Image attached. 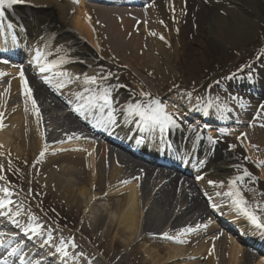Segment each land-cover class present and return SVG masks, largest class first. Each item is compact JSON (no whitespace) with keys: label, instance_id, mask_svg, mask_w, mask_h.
Wrapping results in <instances>:
<instances>
[{"label":"bare ground","instance_id":"bare-ground-1","mask_svg":"<svg viewBox=\"0 0 264 264\" xmlns=\"http://www.w3.org/2000/svg\"><path fill=\"white\" fill-rule=\"evenodd\" d=\"M200 1L195 15L201 34L198 36L197 30L192 31L189 40L184 38L181 24L185 19L186 8L190 7L188 0H152L146 9L136 13L123 8L86 7L82 0H77V8L66 3L57 4L54 0H24L20 4L7 5L4 9L7 24L13 26L10 31L15 32L23 48H32L34 52L38 48L42 49L46 59L63 57L66 62L60 65L59 70L69 72L72 77H79L65 83L64 87H58L71 107L77 109V105L86 103V98L98 96L100 92L94 90L95 84L84 80L85 76L102 75L99 72L96 74L84 71L97 60L88 57L90 45L97 53L119 58L130 67L132 77L138 79L136 85L142 93L160 100L161 93L166 91L161 90L166 82L176 81L179 76H183L178 71L179 62L194 76V69L204 71L218 48H231L235 44L242 47L254 36L255 29L264 25V0ZM137 18H142V21L140 26L134 27ZM139 27H142L144 36L137 34L136 29ZM191 43L196 48L193 54H188L184 49ZM262 43L264 46V38ZM6 47L5 42L0 39V49L5 50ZM154 70L162 76L154 78L153 72L158 75ZM0 72L5 74L0 75V79H8V91L2 94L0 90V113L3 114L0 122L3 127L9 121L14 122L12 128L5 131L0 127V176L19 181L32 189L35 197L45 196L50 201L47 204H57L65 212V216L61 219L60 215L56 221L67 228L64 230L47 219L43 211L42 214L36 211L34 202L21 197L24 196L23 185L11 189L8 198L13 204L7 210H0L8 213L0 215V231L7 234L4 237L6 241L11 237L12 247L19 243L18 238H23V244L19 247L28 259L34 261L36 255L45 253V257L41 259L43 262L40 259L35 262L85 264L89 257L91 264H200L206 258L203 264H264V257L258 258L255 254L257 250L262 251L257 248L258 244L264 242H258L262 237L260 233L244 225L247 220L233 211L228 201L222 200L223 195H216L217 192L228 190L227 182L230 179L243 176L237 170L236 160L219 148V144L215 145L212 153L202 149L209 138L218 139L220 134L224 135L232 130L240 132L242 129L236 126H229L228 130L222 124L227 118H222L219 111L225 109L230 118L233 117L239 123L246 122L257 111L251 100L243 99L241 102L240 95L228 91L223 93V101L226 103H221L217 98L209 99L208 109L216 111L215 119L221 123L211 120L210 123L213 124H206L207 130L204 131L195 126L198 119L191 124L186 123L192 120L191 113L197 112L199 108L195 97L189 95L193 90L192 85L187 87L186 78L183 77L181 87L184 88L176 89L181 93L170 98L174 105L169 109L183 116L184 121L178 126L168 125L167 135L177 139L173 147L185 146L188 149L195 143L200 147L202 155L208 156L207 162L201 165L204 175L197 182L182 178L160 165L142 162L139 157H132L131 152L126 153L122 148L117 149L103 141L102 137H92L90 131L70 113L57 114L62 104L52 97L50 89L46 90L39 84L40 76L27 72L25 77L39 109L37 115L31 101L22 93L20 76L8 78L10 71L2 65ZM261 74L264 77V72ZM39 75L43 76L41 73ZM111 77L114 76L107 75L109 82L122 78ZM60 79L55 78L56 86ZM244 79L249 80L250 77L231 78L230 84L239 86L245 82ZM253 80L259 84L255 85L251 81L253 90L263 91V80H257L256 77ZM114 94L115 98L111 97L114 104L112 101L104 110V107L101 108L103 101L100 100H97L100 105L94 110L88 111V107L82 109L86 115L93 117L99 130L105 128L106 124V129L112 135L121 138L129 139L139 135L149 138L150 134L155 133L165 137V128L163 131L159 127L147 130L149 126L138 115L130 112L129 99L119 96L118 91ZM184 94L189 95L191 101H186ZM181 100L186 102L182 103ZM108 108H111L114 123L106 116L98 118L96 115L97 112L108 115ZM166 108L168 109V105ZM258 120V125L264 127V111L259 112ZM248 130L249 137L246 141H240L250 151L253 144L262 142L264 128ZM42 151L44 155L41 157ZM12 170L19 173L21 181L17 176L10 175ZM247 177L243 176L242 180L246 181ZM262 177L264 178V173ZM209 181L217 183L212 185ZM221 181L224 182L223 185H220ZM244 189L249 193V202L253 207L261 203L257 201L258 194L249 185ZM205 196L210 205H216L212 208L213 212L231 222V230L236 228L235 231L240 235L244 234L242 238L239 236V239L230 238L227 241L229 237L222 235L218 249L213 244L204 246L202 243H193L206 239L209 232L217 230L211 224L195 232L187 231L188 228L193 229L196 222L198 225L207 223L208 207L203 201ZM3 198L4 193L0 192V199ZM101 200L107 201V205L102 206ZM24 207H27L25 211ZM17 209L20 215H12ZM30 215H34L43 228L51 233L48 243H45L48 240L47 233L42 236L32 235L41 242L34 247L33 252L42 253L31 256L27 255L31 254V244L28 242L31 235H22L24 233L21 231V227L30 223ZM11 219L21 225L18 230L10 222ZM5 230L12 231V234L4 232ZM68 239L74 240L77 245L75 248L69 245V257L53 252L61 245L60 241ZM238 240L243 241L245 247L239 245ZM1 249L8 248L0 247ZM209 249L214 250L210 253ZM80 253H85V256L81 257ZM5 258L9 264H21L20 260H16L17 255L9 256L7 253Z\"/></svg>","mask_w":264,"mask_h":264},{"label":"rangeland","instance_id":"rangeland-1","mask_svg":"<svg viewBox=\"0 0 264 264\" xmlns=\"http://www.w3.org/2000/svg\"><path fill=\"white\" fill-rule=\"evenodd\" d=\"M54 2L57 3L56 1ZM188 3L191 8L187 6L188 8H186V11L184 12L185 19L184 21H182L181 24H182V33L184 35V38L189 40L190 35H192L191 34L192 31L195 32L197 30L198 36H200L201 34L200 33L201 30L199 29V26L196 20V15H195L198 11L197 10L198 4L201 3V1L195 0L194 2H192L188 0ZM137 25L140 26V23ZM141 29L142 27H139L138 29H136L137 34L144 36L142 34ZM262 38H264V25L263 24H261L259 27L255 29L254 36H252L246 43H244L242 47H239L238 45L235 44L231 48L230 47L229 48H223V47L218 48L217 53L215 54L214 58L208 63V66L205 68L204 71L199 72L194 69L193 71L194 76L192 75L191 72H188L186 70V66L184 64L179 62L178 71L183 76L182 77L179 76V78L176 81L169 79L170 81L166 82L167 84L164 85L163 89H161L163 91L164 89H166V92L161 93V96L166 95V97H170L173 94H178L179 92L176 89L184 88V87H181L182 82H183V77H184L186 78L185 85L187 87H191L192 85V89H193L192 93H194L195 97L202 98L203 100L210 99L212 96H214L215 92H218L219 94L218 93L217 94L220 96L221 93H223V90L225 91V88H226L225 85L229 82V79H231L233 76L245 75L251 71H255V72L262 71L263 73L264 72V50L262 46L263 45ZM195 48H196V45L194 43H191L187 45L184 50L188 54H193V51L195 50ZM88 50L90 53V56L88 57L97 58V60L95 61L94 64H90L88 67L84 69L85 72L87 71L86 73H96L97 74V72H99L100 75L102 74L100 77H104V75L107 76L109 73H111V75H108V76H114V77L122 76V78L116 79V82H113V81L109 82L107 79V80H103V82H100L98 84L96 83L97 86H95V89L101 90L102 88H109L111 90V93L118 90V92L120 93V96L122 95V97L123 96L128 97L131 100L142 99V101L144 102L143 104H146L151 100L147 96H143V95H142L143 97L141 96L142 91L136 85V83L138 82V79L135 77L134 78L132 77V73H131L132 71L129 70L130 67L122 63L119 60V58L117 57L112 58L111 55L109 54L97 53L91 45H90V48H88ZM154 71L156 72V70ZM153 73L152 75H154L153 76L154 78H160L162 76L161 73L156 72L158 75H155ZM114 77H111V78H114ZM189 79L191 82L189 81ZM41 85L46 90L48 89L47 84L45 86V82L43 79H42ZM231 87H234V86H231ZM112 88H114L115 90H112ZM5 89H7L6 83L3 81H0V90L2 91V94L6 93ZM238 90H241V89H234L232 91H234L238 95H241L243 98L250 99V100L255 99L254 102L257 103L259 107H261V105H264V93H262V95L258 96L257 98V97H252L251 95H249V93L248 95H246L244 91L242 93H239ZM176 91L178 93H176ZM52 97L55 99H58L57 96L55 95H52ZM166 99L165 101H167ZM66 112H67V109L60 107L59 110L57 111V114L66 113ZM260 120L258 119L255 120L253 124L250 127H248L250 128V131L252 130L255 131L258 128L259 129L264 128L258 125V121ZM9 123H11V125ZM13 123L14 122H10V121L6 123L3 127V130L5 131L8 128H12ZM248 131H249L248 129L245 130V139L249 137L246 134L248 133ZM261 139H262V142L259 141L258 145L253 144L250 151L244 149L241 143H238L237 145L234 140V137L228 139L230 142V145H235L234 148L233 147L229 148V146L226 147L227 145H225V143L224 145L222 144V147L224 149L226 150L231 149L230 151L235 152V157L237 161L239 162L238 167H237L238 172L243 173L244 170H247L251 174L250 177L248 176V180L246 181L242 180L238 182L248 201L250 199L249 193L248 192L246 193L244 189L247 185L250 186L252 191L258 194V199H257L258 202L264 201V178L262 177V173H264V138H261ZM235 148H237L238 150ZM63 153H66V152H63ZM11 173L12 174L10 175L17 176V178L20 181L22 180V177L19 176V173L13 172V170ZM253 177L254 179H252ZM2 185L8 186L10 188V191H12L11 189L13 190L14 188L17 189L23 184L19 183V181L17 180L15 181L13 178L4 177V179L0 180V186ZM10 186H12L13 188ZM23 186L24 187L22 188V193L24 194V196H21L22 198L30 199L32 202H34L36 211L41 212V214L43 211V213L45 214L44 216H46L47 219L52 221V223L56 224L58 227L64 230L67 229L60 222H59L60 224L56 222L58 221L57 218L60 215H61L60 217L61 219L65 216V212H62V208L60 206H58L57 204L56 205L47 204L50 202L47 197L45 196L35 197L33 195L32 189H29L28 187H26V185H23ZM224 200H228V198H224ZM203 201H204V205L210 207L205 197H203ZM107 203L108 202L105 200L100 201V204L102 206H106ZM25 208L27 209V207H24V211H25ZM207 213L208 214L206 218H210V220L207 221L205 225L213 224V221L211 219V214L209 212ZM197 225L198 223L196 222L193 228L194 230L193 232L197 231V229L200 230V228H204V227L198 228ZM222 235H226L229 237L227 241H229L230 238H234L232 236L233 233H230L226 231L225 229L219 228V230H214V231L209 232V234L206 235L207 236L206 239L202 238L200 240L194 241L193 243L194 244L202 243L204 246L205 245L209 246L213 244L215 249L216 248L218 249L220 248V245L218 244V242L221 240ZM214 237L215 239H213ZM238 243L239 245L244 247L241 244V242H238ZM91 251L93 252V250ZM94 252L95 254H98L96 251ZM80 256L84 257L85 253H80ZM87 259L89 260V257ZM204 261H206V258H204V260L200 261L199 263L203 264ZM255 263H256V260H255Z\"/></svg>","mask_w":264,"mask_h":264},{"label":"snow or ice","instance_id":"snow-or-ice-1","mask_svg":"<svg viewBox=\"0 0 264 264\" xmlns=\"http://www.w3.org/2000/svg\"><path fill=\"white\" fill-rule=\"evenodd\" d=\"M24 0H0V9L4 8L7 5H15L23 3ZM3 11H0V16H3ZM86 18L90 19L86 16ZM163 23V21H161ZM7 27L11 29L13 26L11 24H8ZM155 34V33H153ZM163 39V37H161ZM46 54L43 52L42 49H37L36 55L34 57L39 73L48 75H43L41 78L44 80L45 83L51 84L52 81L55 78H61L58 87H64L65 83H70L73 78L78 79L79 77H72L71 74L65 70H59V67L61 64L65 63V59L63 57H57L54 59H46ZM4 63H7V61H3ZM0 75H5L4 73L0 72ZM108 75H111L109 73ZM20 80H21V86H22V93L27 97L29 101H31V104L33 106V109L35 110L36 114L39 115V109L36 106V101L32 96V90L28 86V82L26 77L24 76L23 69L21 68V71L19 73ZM107 79V76L104 77H98V76H85L84 80L87 83L90 84H96L98 80H105ZM8 89H5V92H7ZM143 96H149L148 93H141ZM191 95V93H189ZM100 100L103 101V105H101V108L104 106H110L111 104V90L109 88H102L98 94V96H91L86 98L85 104H79V109H85L87 107H96V101ZM129 110L131 113H134L138 115L146 125H148L147 130H154L156 127H159L160 131H163L164 128L168 125H177V118L174 116V114L169 113L166 111L165 106L155 98H152L148 103L141 105L140 103H136L129 106ZM260 111H264V105H261ZM2 113H0V117H2ZM109 119L112 120L114 123V118L112 115V112H108ZM264 126V125H262ZM0 127H3L2 122H0ZM242 136L245 134H241ZM211 139V138H210ZM215 142V141H213ZM230 147H235V145H230ZM44 155V152L42 151L40 153V156L42 157ZM247 159V157H246ZM243 176H251V174L244 170ZM243 176H237L235 179H230L228 183V190L224 192H217L216 195L220 196L223 195L224 197L228 198V203L233 211L237 212L238 215L245 218L255 229L259 230L261 233H264V202L258 203L255 207H253L249 201L246 199L244 192L242 191L239 181H242ZM202 177H198V179H201ZM4 179L3 176H0V180ZM138 179V178H137ZM254 179V177L252 178ZM126 182V181H124ZM217 182L215 181H209V184L215 185ZM220 185H223L224 182H219ZM0 192L4 193V198L0 199V210H7L10 205L13 204V201L9 199L8 197L11 195L10 189L8 187L0 188ZM212 207H216V205H210ZM8 214L6 211H0V215H6ZM14 216H19L20 212L17 209L14 213H12ZM30 223L24 225L21 227V231L25 233H30L33 236H42L47 233L48 240L45 241V243L50 242L51 240V233L47 232L46 229L43 228V226L37 221V218L34 215L29 216ZM17 226H19V222L17 221ZM197 227H207V225H197ZM184 231V230H181ZM187 231H193L192 228H188ZM7 234L0 232V247H7L9 250L8 255L9 256H16L19 255V260L21 264H38V262L32 261L28 259L25 255L22 254V250L20 249L19 245L16 247L11 246V237L6 241L4 237ZM167 235V234H165ZM215 239V237L213 238ZM69 245L72 248L77 247L74 240L68 239L67 241H62L61 245L56 247V251L60 253L63 257H69L70 253L67 250ZM214 249H209L210 253ZM82 255V254H81ZM0 264H9V261L7 258L0 259Z\"/></svg>","mask_w":264,"mask_h":264}]
</instances>
